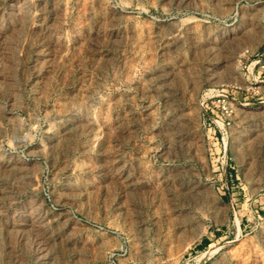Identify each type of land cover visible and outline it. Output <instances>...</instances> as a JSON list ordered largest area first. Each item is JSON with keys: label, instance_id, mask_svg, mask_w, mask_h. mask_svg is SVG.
I'll return each instance as SVG.
<instances>
[{"label": "rangeland", "instance_id": "1", "mask_svg": "<svg viewBox=\"0 0 264 264\" xmlns=\"http://www.w3.org/2000/svg\"><path fill=\"white\" fill-rule=\"evenodd\" d=\"M0 264H264V0H0Z\"/></svg>", "mask_w": 264, "mask_h": 264}, {"label": "bare ground", "instance_id": "2", "mask_svg": "<svg viewBox=\"0 0 264 264\" xmlns=\"http://www.w3.org/2000/svg\"><path fill=\"white\" fill-rule=\"evenodd\" d=\"M188 1H189V0H188ZM177 3H178V2H177ZM177 24H178V23H177ZM180 26H181V25H180ZM180 26H179V27H180ZM181 27H182V26H181ZM175 34H176V33H175ZM169 39H170V38H169ZM177 40H178V39H177ZM162 41H163V40H162ZM162 44H163V43H162ZM163 50H164V49H163ZM236 105H237V104H236ZM234 106H235V105H234ZM235 107H236V106H235ZM244 107H245V106H244ZM239 108H240V107H239ZM80 109H81V108H80ZM80 109H79V110H80ZM248 109H249V108H248ZM81 110H82V109H81ZM82 112H83V111H81V113H82ZM58 117H59V116H58ZM82 122H83V121H82ZM78 123H79V122H78ZM74 126H75V125H74Z\"/></svg>", "mask_w": 264, "mask_h": 264}, {"label": "trees", "instance_id": "3", "mask_svg": "<svg viewBox=\"0 0 264 264\" xmlns=\"http://www.w3.org/2000/svg\"><path fill=\"white\" fill-rule=\"evenodd\" d=\"M203 243H204V244H206V243H207V241L205 240Z\"/></svg>", "mask_w": 264, "mask_h": 264}]
</instances>
